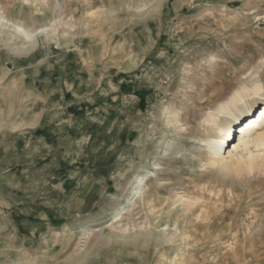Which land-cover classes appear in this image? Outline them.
Listing matches in <instances>:
<instances>
[{"label": "rangeland", "instance_id": "1", "mask_svg": "<svg viewBox=\"0 0 264 264\" xmlns=\"http://www.w3.org/2000/svg\"><path fill=\"white\" fill-rule=\"evenodd\" d=\"M45 1L0 0L45 28L0 35V264H264V172L213 168L203 144L264 84V0Z\"/></svg>", "mask_w": 264, "mask_h": 264}, {"label": "bare ground", "instance_id": "2", "mask_svg": "<svg viewBox=\"0 0 264 264\" xmlns=\"http://www.w3.org/2000/svg\"><path fill=\"white\" fill-rule=\"evenodd\" d=\"M36 3L48 6L45 0H33V4ZM2 9L3 6L0 4V35H2L3 32L5 33V31H9L11 34L10 40H20L23 43H27L45 31V28H41L40 30L35 28L33 24L31 27L27 28L18 23L16 19H9ZM56 27L52 26L54 30ZM257 100L264 101L263 83H257L252 87H244L241 90L235 91L229 99L221 102L219 106L209 114L208 118L205 120V124L211 128L210 130L207 129L206 132L209 133L211 131L215 136H211L204 140L203 144L209 151L208 157L211 167H219L222 171L234 172L237 174L254 173L256 171L261 173L264 172V103L262 104V108L254 115V105L257 103L259 104ZM241 122L242 126H240V129L242 131L238 133L240 136V143L237 145L234 152H229V156L226 158L221 153L223 149L225 150V144L229 143L231 138H233L235 127ZM1 127L2 126H0V129ZM147 187L148 185L139 189V194H142L140 198H142L141 200L143 201L151 197L150 194H147V190L144 191ZM181 201L184 211L186 212H192L196 207L198 208L201 203L198 196L181 198ZM123 218L125 219V217H122L120 221L113 224L112 228L117 229L120 227L118 229L119 232L125 233L129 230L128 227L130 224L128 223L130 222L124 223ZM130 218L131 214L126 217V220L131 221ZM117 225L119 226L117 227ZM167 226L170 229L172 224L163 225L162 227ZM174 226L176 227V225ZM174 236L175 234L170 235L167 238V242L174 240Z\"/></svg>", "mask_w": 264, "mask_h": 264}]
</instances>
